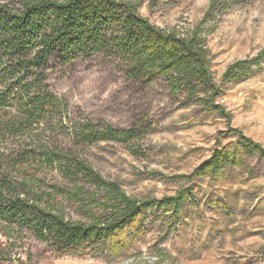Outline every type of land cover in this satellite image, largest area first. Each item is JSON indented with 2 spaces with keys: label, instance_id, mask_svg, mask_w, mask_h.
Masks as SVG:
<instances>
[{
  "label": "trees",
  "instance_id": "trees-1",
  "mask_svg": "<svg viewBox=\"0 0 264 264\" xmlns=\"http://www.w3.org/2000/svg\"><path fill=\"white\" fill-rule=\"evenodd\" d=\"M230 1L211 0L200 21L177 28L153 24L130 0H0V227L10 245L27 232L58 253L99 249L118 257L144 235L149 218L174 230L195 197L190 186L137 199L95 171L90 148L112 142L137 153L130 146L137 133L75 111L48 84L53 64L112 59L126 83H161L184 106L222 119L235 144L215 148L184 176L188 183L218 182L243 155L264 157L262 145L231 127L232 115L219 103L230 85L264 69L263 48L215 76L207 42Z\"/></svg>",
  "mask_w": 264,
  "mask_h": 264
},
{
  "label": "rangeland",
  "instance_id": "rangeland-1",
  "mask_svg": "<svg viewBox=\"0 0 264 264\" xmlns=\"http://www.w3.org/2000/svg\"><path fill=\"white\" fill-rule=\"evenodd\" d=\"M130 1L140 2V13L157 26L188 28L203 18L211 0ZM214 26L207 44L219 78L229 65L264 48V0H231ZM47 80L93 122L137 133L130 145L137 153L112 142L87 151L103 178L137 199L172 196L190 186L195 197L174 230L149 218L144 235L118 257L99 249L58 253L27 232L10 245L0 227V264H264V157L243 155L218 182L184 179L215 148L235 144L222 119L197 105L184 106L161 83H126L121 65L99 56L53 64ZM219 103L232 115L231 127L264 148V69L230 85Z\"/></svg>",
  "mask_w": 264,
  "mask_h": 264
}]
</instances>
